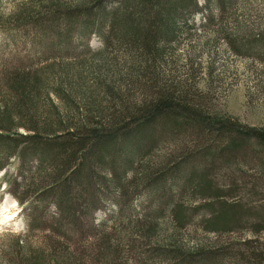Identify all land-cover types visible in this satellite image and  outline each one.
I'll list each match as a JSON object with an SVG mask.
<instances>
[{
    "label": "rangeland",
    "instance_id": "374dc122",
    "mask_svg": "<svg viewBox=\"0 0 264 264\" xmlns=\"http://www.w3.org/2000/svg\"><path fill=\"white\" fill-rule=\"evenodd\" d=\"M197 1L203 11L192 15V30L177 42L142 55L128 52V47L115 40L107 49L95 33L96 23L85 35L78 21L63 40L52 34L42 37L27 15L84 11L96 0H0V78L21 62L33 72L39 69L51 101L63 117L73 121L76 107L80 114L89 115L94 109L106 112L112 105L114 109L122 104L141 106L161 91L160 86L168 84L170 92H183L185 103L214 117L264 130V48L261 52H235L240 44L264 43V0H234L214 9L212 23L208 21L212 12L207 13L203 0ZM33 42L42 46L33 48ZM57 91L61 97L55 95ZM49 103L43 99L45 111ZM186 140L189 146L197 143L194 137ZM182 145V141L160 143L141 159L134 173L141 177L146 165L154 169L166 165ZM255 157L245 154L238 164L230 162L226 173H234L232 180L220 173L215 184L238 187L240 193L237 188L232 195L227 190L224 199L239 209L264 211V183L259 181L261 170L254 168ZM9 165L10 184L4 172L0 173V264H174L173 257L167 255L170 251L184 255L214 252L223 256L219 264H254V248H259V254L264 252V234L257 236L252 230L207 232L202 220L210 213L193 210L202 203L196 198L182 200L180 206L187 210L182 225L169 213L158 218L151 212L154 202L132 184L123 198L115 201L108 190L102 192L92 183L90 198L95 201V212L77 216L73 223L59 214L52 200L34 209L35 196L50 185V179L34 168L26 181L18 174L14 159ZM254 185L259 193L255 189L252 195L249 191Z\"/></svg>",
    "mask_w": 264,
    "mask_h": 264
},
{
    "label": "trees",
    "instance_id": "16d2710c",
    "mask_svg": "<svg viewBox=\"0 0 264 264\" xmlns=\"http://www.w3.org/2000/svg\"><path fill=\"white\" fill-rule=\"evenodd\" d=\"M203 1L207 13L212 12L208 18L212 23L214 9L234 0ZM51 11L48 16H39V12L35 18V13L27 14L42 37L52 34L63 40L78 21L85 35L96 23L99 27L95 33L107 49L115 40L128 47V52L145 55L155 53V47L177 42L183 33L194 28L190 22L192 15L202 13L203 9L197 0H96L91 9L84 11ZM252 43L240 44L235 52L239 54L244 49L261 52L264 48L263 42L262 47ZM40 46L42 43L33 42V48ZM19 65L0 78V173L4 172L10 184L13 177L8 169L14 159L21 179L28 181L34 168L50 179V185L35 196L34 209L52 200L59 214L76 223L77 216H87L89 212L93 216L95 212V201L90 198L92 183L102 192L108 190L115 201L122 199L132 184L134 190L145 193L154 202L151 212L160 219L169 213L182 225L187 210L180 206L181 202L192 197L202 201L194 211L210 213L202 220L207 232L252 230L257 236L264 234V211L256 207L239 209L224 199V192L230 190L232 195L233 188L238 187L232 184L219 188L215 184L220 173L229 175L226 173L229 163L238 164L245 154L256 155L254 168L261 170L259 181L264 183V130L244 126L234 119L214 117L194 104L185 103L181 99L183 92H170L168 84L160 86L161 91L157 90L141 106L121 103L120 108L114 109L112 105L106 112L94 109L89 115L80 114V107H76L73 121L63 117L51 101L39 69L33 72L23 67L26 66L23 62ZM55 95L61 97L59 91ZM43 99L50 102L46 111ZM20 129L27 133H20ZM191 137L197 139L193 144L196 147L193 142L191 146L187 144L186 139ZM176 140L183 143L176 158L155 169L146 165L147 170L137 177L134 172L144 156L160 143H177ZM259 158L262 161L257 162ZM225 175L232 180L234 173ZM255 189L259 193L257 185L249 193L253 195ZM16 199L22 201L19 196ZM261 248L264 249V244ZM254 249L257 254L254 252L251 261L264 264V252L259 254V248ZM167 255L173 257L174 264H219L223 258L214 252L184 255L170 251Z\"/></svg>",
    "mask_w": 264,
    "mask_h": 264
}]
</instances>
